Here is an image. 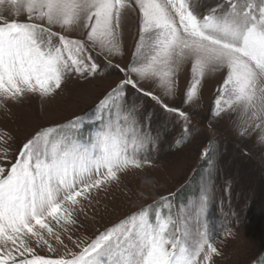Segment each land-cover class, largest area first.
<instances>
[{
    "label": "snow or ice",
    "instance_id": "snow-or-ice-1",
    "mask_svg": "<svg viewBox=\"0 0 264 264\" xmlns=\"http://www.w3.org/2000/svg\"><path fill=\"white\" fill-rule=\"evenodd\" d=\"M130 17L136 40L124 60ZM185 68L190 83L181 104L170 105ZM106 70L120 79L93 108L41 126L21 142L15 162L0 166V264H215L220 252L206 215L215 164L207 146L205 194L175 212L170 194L148 206L156 207L151 217L145 208L73 239L74 213L84 211L78 197L90 202L118 174L152 163L169 116L180 124V144L192 119L186 105L214 73L225 78L211 119L236 113L237 135L257 132L264 144V0H0V107L28 94L52 97L68 79ZM146 101L160 110L159 121Z\"/></svg>",
    "mask_w": 264,
    "mask_h": 264
},
{
    "label": "rangeland",
    "instance_id": "rangeland-1",
    "mask_svg": "<svg viewBox=\"0 0 264 264\" xmlns=\"http://www.w3.org/2000/svg\"><path fill=\"white\" fill-rule=\"evenodd\" d=\"M212 2L201 0L202 4ZM136 27L135 18L130 17L123 36L124 60L130 59ZM110 71L106 70L97 78H70L52 97L28 94L19 103L7 102L0 107V136L8 133L12 137L7 143L0 140V166L9 167L15 162L21 142L41 126L65 123L93 108L104 91L120 79L118 73L108 74ZM224 78L225 73L220 71L202 81L197 99L186 105L192 119L189 134L180 144L176 143L182 136L180 124L175 117L169 116L167 133L161 136L150 154L151 164L118 174L119 182L94 190L90 202L83 197L77 198L83 202L84 211L74 213L79 224L72 234L73 239L94 237L149 205L160 206L161 197L174 194L171 204L175 212L178 205H187L204 195L201 177L206 175L207 164L201 153L207 146L208 156L215 164V181L208 189L206 214L220 252L219 256H214V262L264 264V144L257 142V132L243 139L237 135L236 113H226L216 121L211 119L216 91ZM189 83L190 68H185L178 81L176 96L166 98L165 102L180 105ZM145 103L155 112L153 119L159 121L160 110L153 109L150 101ZM91 127V124L86 125L85 131ZM5 147L8 148L7 155L2 151ZM155 210L148 208L149 215L152 216ZM52 226L58 227L54 222ZM62 238L72 247L66 236Z\"/></svg>",
    "mask_w": 264,
    "mask_h": 264
},
{
    "label": "trees",
    "instance_id": "trees-1",
    "mask_svg": "<svg viewBox=\"0 0 264 264\" xmlns=\"http://www.w3.org/2000/svg\"><path fill=\"white\" fill-rule=\"evenodd\" d=\"M151 209H156V208H153V207H152ZM155 211H156V210H155ZM155 211H154V212H155ZM154 212H153V214H154Z\"/></svg>",
    "mask_w": 264,
    "mask_h": 264
}]
</instances>
